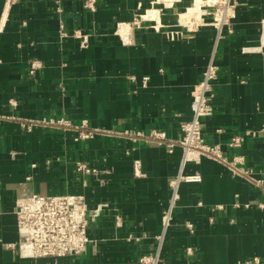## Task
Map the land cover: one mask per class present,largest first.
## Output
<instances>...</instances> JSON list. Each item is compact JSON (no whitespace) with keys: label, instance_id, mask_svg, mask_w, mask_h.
Here are the masks:
<instances>
[{"label":"crops","instance_id":"obj_1","mask_svg":"<svg viewBox=\"0 0 264 264\" xmlns=\"http://www.w3.org/2000/svg\"><path fill=\"white\" fill-rule=\"evenodd\" d=\"M58 1L59 12L55 0H0V264H138L155 254L178 175L199 181L178 183L157 264L264 260V0H229L221 25L224 14L217 24L203 0H93V11L83 7L90 0ZM197 3L195 19L179 20ZM210 60L218 72L205 142L228 163L241 157L237 166L261 187L207 158L180 168L177 144L168 152L123 135L159 130L176 142ZM33 61L40 67L29 74ZM48 120L70 127H21ZM82 122L98 133L78 139ZM245 132L256 136L227 147ZM77 163L98 175L78 174ZM31 194L106 204L88 229L93 246L63 258L10 249L18 240L15 200Z\"/></svg>","mask_w":264,"mask_h":264},{"label":"built area","instance_id":"obj_2","mask_svg":"<svg viewBox=\"0 0 264 264\" xmlns=\"http://www.w3.org/2000/svg\"><path fill=\"white\" fill-rule=\"evenodd\" d=\"M15 2L17 0H5V3L8 5L14 4ZM58 2V0H55V3H57V12L60 11ZM203 3L206 6H213L216 4V0H205ZM228 6L229 0H222L211 12L212 17L213 15L224 14L219 25L226 21ZM83 7L93 11L95 8L94 1H86ZM134 24L137 25L135 22ZM61 34L62 36H66L62 32ZM39 67L37 62H30L29 74H33ZM217 72L218 67L210 60L202 73L201 80L191 89V118L180 124V137L176 142L170 141L165 133L159 130H149L147 133L139 131L133 133L124 132L123 135L133 140L143 139L158 145H163L167 148L168 152H172L174 144H177L182 152L180 168H183L186 164H198L201 158H207L225 164L232 175L249 179L257 187H261V181L254 180L250 170H244L240 166H237L241 164V157H233L232 162L228 163L217 145H209L205 142L202 120L212 115L211 99L213 97L214 81L217 78ZM146 80L147 78L142 79L143 84H145ZM10 105L14 106L15 104L11 101ZM34 125L61 128L70 127L69 124L62 120H48L42 123L27 125L22 124L21 127L26 132H29ZM74 129L78 131L77 138L81 140L91 138L94 134L98 133L97 130L88 127L86 122H82L80 126ZM216 132L219 133L220 130ZM255 136V132L234 135L227 142V147L232 150L239 149L245 137ZM261 162L262 167H264V158H262ZM76 172L93 177L98 175L97 170L83 163L76 164ZM180 181L197 182L199 181V177L197 175L187 177L178 175L177 178L169 183L171 198L168 207L162 212V232L154 238L156 243L155 254L154 256L142 255L138 259V264H157L164 233L171 224L172 211L177 200V186ZM105 207L106 204L90 206L82 195H24L15 200L14 215L18 240L16 244L9 245L8 247L12 250H17L18 254L23 258H63L79 256L89 245L93 246L94 242L89 239L88 229L100 219ZM259 207L264 206L261 204ZM115 219L116 225H118L119 218L116 217ZM184 226L191 232V224L185 223ZM126 240L138 241V238L129 235ZM187 253L189 254V251ZM236 264H264V260L254 256Z\"/></svg>","mask_w":264,"mask_h":264},{"label":"bare ground","instance_id":"obj_3","mask_svg":"<svg viewBox=\"0 0 264 264\" xmlns=\"http://www.w3.org/2000/svg\"><path fill=\"white\" fill-rule=\"evenodd\" d=\"M197 1H198V0H197ZM198 4H199V3H197V5H196L195 8H193V9H189L185 15H179V20H183V19L185 18V19H187V20L190 21L192 18H194V17L196 16V14H198V13H197V12H198V11H197ZM222 16H223V14H222V15H220V14L215 15V18H214L213 20H214L217 24H219L218 21L221 20ZM194 19H195V18H194ZM183 21H184V20H183ZM187 22H188V21H187Z\"/></svg>","mask_w":264,"mask_h":264},{"label":"rangeland","instance_id":"obj_4","mask_svg":"<svg viewBox=\"0 0 264 264\" xmlns=\"http://www.w3.org/2000/svg\"><path fill=\"white\" fill-rule=\"evenodd\" d=\"M203 2H205V0H203ZM221 2H222V0H217V5L215 4V5H213V7H215V6L217 7L218 4L221 3ZM210 6H211V5H210Z\"/></svg>","mask_w":264,"mask_h":264}]
</instances>
